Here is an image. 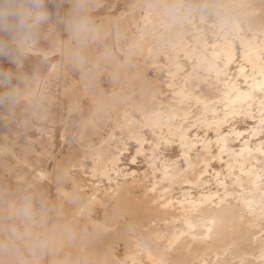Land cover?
I'll return each instance as SVG.
<instances>
[{
	"label": "bare ground",
	"instance_id": "bare-ground-1",
	"mask_svg": "<svg viewBox=\"0 0 264 264\" xmlns=\"http://www.w3.org/2000/svg\"><path fill=\"white\" fill-rule=\"evenodd\" d=\"M214 1L212 0L213 3ZM224 1L231 7L234 6L230 0ZM155 5L147 9L143 23H139L134 14L124 24L138 28L129 44L133 49L132 56L144 49L151 52L160 48L168 63L169 77L165 84L171 89L172 95L167 100H161L157 107L147 108L141 104L143 100L140 103L136 101L137 98L134 99L135 94L133 97L132 93L126 92L119 80L109 94L111 99L105 105L113 110H122L124 120H117L118 126H128L138 141L131 161L137 163L138 154H142L149 159L148 168L123 166L122 153L125 154L129 142L122 140L121 136L120 139H114L112 135L101 136L98 142H94L93 136L97 129L93 128L98 124L97 117L99 118L101 107L89 124L80 129V139L84 146L79 149L80 154H77L78 149L74 146H70L61 157L54 154L53 148L57 145L56 129H40L39 137L29 135L27 142H20L21 154H17L6 138L0 144V157L4 154L11 155L15 159L13 168L17 164L26 166V172L38 179L41 173L49 174V178L52 173L55 176L58 170L67 172L68 167L83 169L84 159L89 154L93 163L87 173L88 177L78 173L81 170L68 171L72 180L71 185L65 188H78L85 197L82 207L84 215L91 211L94 219L104 222L103 235L90 249L94 264H128L121 261L116 253L115 243L118 240L124 241L125 257L133 261V264H189L191 259H198V264H264V235L258 233L255 238V234H250V228L264 225V135L250 139V135L255 136L264 127V114L261 113H264V34L248 35L244 30L247 25L244 27L241 18H232L230 14V18L220 19L219 31L215 28L219 32L218 38L214 36V39H210L208 25L213 21L211 15L190 14L180 24V38L169 40L155 27L162 23ZM259 17L253 11L244 15L245 22ZM107 21L108 19L102 22L106 24ZM187 30H194L191 32L192 39L187 35ZM217 32L214 33L218 34ZM58 36L59 33L56 32V39L60 37ZM53 38L55 36L52 37L50 31L46 39ZM38 51L44 53L46 50L39 46L32 50ZM46 52L51 54L54 51ZM157 55L152 59L156 68L160 61ZM181 55L190 61V69L180 59ZM126 65L119 66L127 77L129 73ZM234 65L236 68L233 71ZM59 66V62L54 61L47 76L56 75ZM141 69L144 68L141 66ZM156 79L155 83H158L159 80ZM37 81L38 78L34 85ZM127 82L125 86L128 87L130 82ZM153 88L151 90L154 94L163 93L160 85L156 84ZM102 89L99 84L93 90L86 89L85 85L78 89L75 83H71L66 93L75 102L79 94L89 92L98 96ZM255 107H258L261 114L254 113ZM135 109L140 112V117L134 114ZM245 116L258 121L251 125L248 135L244 134L248 127L236 126L237 119ZM229 120L233 121L226 130L224 126ZM195 126L203 127L206 134L209 130L215 131V139L201 134L198 129H194ZM144 127L150 128V136ZM65 132L63 129L64 140ZM121 135L123 137L122 133ZM240 137V147H236L235 141ZM173 141L180 145L181 160L160 154L161 144ZM92 145H96L93 155L89 151V146ZM49 155L54 160L53 171L47 166L46 169L38 166L44 164ZM31 157L33 159L29 161ZM213 158L219 159L218 162L220 159L225 161V173L221 170L222 165L219 166L221 171L213 165ZM210 168L214 169L213 179H216L217 188L208 186L200 189L198 195L195 194L193 186L198 188L211 180L207 176L211 173ZM95 176L105 177L109 184L100 185L98 181L96 184L91 179ZM185 183L190 186H184ZM176 185L181 189L179 195L174 194ZM155 215L173 226L174 231L164 234L157 233L158 230L152 228L144 232ZM245 225L249 228L246 231ZM141 232L153 233L154 236L137 258L131 249ZM249 242L257 247L258 254L256 252L251 255L252 252L244 251Z\"/></svg>",
	"mask_w": 264,
	"mask_h": 264
},
{
	"label": "clouds",
	"instance_id": "clouds-1",
	"mask_svg": "<svg viewBox=\"0 0 264 264\" xmlns=\"http://www.w3.org/2000/svg\"><path fill=\"white\" fill-rule=\"evenodd\" d=\"M49 3L70 7L58 17L63 26L61 62L76 71L86 89L113 69L130 63L133 49L123 44L119 27H110L96 15L98 0H0V57H8L15 71L0 68V114L23 117L21 126H32L39 112L43 124L51 116V97L34 88L36 73L22 72L42 32L52 23ZM155 8L162 23L155 25L169 40H178L180 24L190 14L212 15L214 3L198 0H159ZM43 56L47 58L48 52ZM15 81V83L13 82ZM37 99L40 104L37 105ZM15 186L0 183V264H94L92 244L103 235L104 222L77 213L85 197L72 177L58 170L54 183L61 194L54 197L45 187L47 173Z\"/></svg>",
	"mask_w": 264,
	"mask_h": 264
},
{
	"label": "rangeland",
	"instance_id": "rangeland-1",
	"mask_svg": "<svg viewBox=\"0 0 264 264\" xmlns=\"http://www.w3.org/2000/svg\"><path fill=\"white\" fill-rule=\"evenodd\" d=\"M158 2H159V0H98V10H97L96 15L101 21L108 19L106 25L113 27V28L119 27V29L121 31L122 43L129 45V44H131L132 38L137 33L138 28L135 25L127 27V26H125L124 22L128 19V17H131L132 15L135 14L137 21L139 23H143V18H144V15H145L147 9L151 6H153L154 4H157ZM198 2L199 3H202V2L213 3L212 0H210V1L198 0ZM214 2H215L214 4H216V2H217V4H216L217 11H214V12H216V14L213 13L211 15V20H213V21H212V23H210L208 25L209 26L208 37L210 39L218 38L219 32H217V30L220 29L218 27L220 19L222 21L227 17L228 18L237 17L239 19L241 18L242 21L241 20L240 21L242 22L243 26L245 27L247 25V27H245L244 30L246 31V33L248 35H255L256 34L258 36H261V34H262V36H263V34H264V0H250V1L249 0H230V3L234 4L233 7H231L230 4L226 3L224 0H215ZM218 4H219V6H218ZM69 7H70V5H68V4H63L62 6H59V7L55 3H49L48 4V8H49L50 12L52 13V23H50L48 25V27L43 31L42 36L40 37V42H39L38 46L41 47L43 50L54 51V52H52L51 54H49V56L47 58H45L43 56L42 51H38V52H32L31 51L30 58L25 61L23 67L20 69V71H22V72H26L29 74L35 72L37 74L35 79L38 78V81L35 83L34 88L41 91V92L46 91L50 95V97H51V116L48 118V120L46 122H44L43 124H40L39 115H42L43 113L39 112V109H38V115L35 118L30 117L33 125L29 126L28 128H25V127L21 126V121H22L23 117L20 115L19 112L15 116L8 115V114H0V144L2 142H4V140L6 138H8V139H6V141L10 145H13L12 147L15 149L17 154H21L22 153L21 144L27 142L29 135H32V137H36V136L39 137L41 135L40 129H56L57 145L53 148V153L57 154L59 157H61L67 153L70 146H74L76 149H78L77 154H80L79 149H82L84 147L82 145V141L80 139V129L83 128V125L89 124V122L92 120V116L95 115L97 113V111H99L97 109L101 107L102 110H100L98 112L99 118L97 117L98 124L95 128H93V129H97V133L94 134V136H93L94 142L95 143L98 142V140L101 138V136L108 137L109 135H112V138H114V139L115 138L120 139L119 137L121 136L122 140H126L129 142L128 149L125 150V154L122 153V156H124V159H123L124 165L123 164L122 165L124 167H126V166L127 167H129V166L135 167L136 166V167H141V168H148L149 167V165H148L149 159L142 154H138V158H137L138 162L137 163H132V161H131L132 156L135 153L138 141L135 139L136 138V136L134 135L135 133L128 126H125V125L124 126H120V125L118 126L117 120H119V119H120L119 121L124 120V117L122 116V110L120 108L119 109L116 108V110H113V109L108 107L109 105L108 106H105V105H107L106 104L107 101H109L111 99V96L109 94H110L111 90L115 87L116 83L119 82V80L122 81V85L124 87V90L128 93H132L133 97L136 95L134 97V99H136V98L138 99V100L136 99V101L141 103L143 100V103H141V104L145 105L147 108H149V107L151 108L152 106L157 107L158 103L161 100H167L170 97V95H172L171 89L167 86V84H165L166 81L168 80V77H169V75L167 74L168 73L167 60L164 57L163 53L161 52L160 48H158V47L154 51H151V52H148L147 50L144 49L141 52L134 54L132 56V58L130 59V63H128L125 66L126 70H128L129 76L126 77V75L123 73V70H121L120 66H117L112 70L113 74L115 76L114 81L112 79H110L107 74L98 81L97 84H99L103 87L102 92L98 96L90 94L89 92H87L85 94H79L78 98L76 99L75 102L71 101L68 98L69 97L68 94L66 93V89L69 87V85L71 83H75L76 87H78V89H79V88H82L85 84L82 81L80 75L76 71H74L66 63L61 62V35L63 37L65 34L62 31L63 26L58 23V17L62 16ZM252 11H253V14L260 15V17L258 19L250 20V22L247 21L248 23L245 22L246 20L244 18V15H246L247 13H252ZM228 15H230V17ZM232 15H235V16H232ZM212 24H214V26ZM52 28H53V30H52ZM215 28L217 30H215ZM50 31H51V36L52 37L55 36V38L46 39V36L48 34H50ZM193 31L194 30H189L187 32V35L189 37L191 36L190 37L191 39L193 38L192 34H191V32L193 33ZM56 32H58L59 36H60V37L58 36L59 38H57V39H56ZM214 32H217L218 34H216ZM43 36H44V38H43ZM238 45H239L238 49H239V54H240L241 48H240L239 43H238ZM156 54H158L157 55L158 60L161 61V62L159 61V63H158V66H159L158 68H156L155 63L152 60L153 56ZM239 58H240V56H239ZM180 59L186 64V68L190 69V67H191V65H189L190 61L187 60L186 58H184L183 55L180 56ZM54 61L59 62V64H60L59 71L56 75H54L52 77H48L47 73H48V71H49V69H50V67ZM142 64H147V65L143 66ZM141 66L144 69H141ZM0 68H2L4 70H9V69H11L12 71L16 70L15 65H13L10 62L8 57H0ZM235 68H236V65L233 66V71L235 70ZM156 69H158V70H156ZM143 73H144V75H143ZM155 79L159 80V81H157L158 83H155L156 82ZM127 81L130 82V84H129L130 86H128V87L125 86L128 83ZM13 82L15 83V81H13ZM154 83H155V85L158 84L161 86L163 93L154 94V91H153L154 90L153 87H155ZM96 85L91 87L90 89H92V90L95 89ZM151 88H153V90H151ZM132 90H133V92H132ZM144 90H145V92H144ZM150 90L153 92H151ZM148 93L150 96L148 95ZM152 94H154L153 99H151ZM143 95H144V98H143ZM155 95H156V97H155ZM149 97H150V99H149ZM144 99L145 100L149 99V101L146 102V101H144ZM150 100H151V102H150ZM36 103H37V105H39L41 102L39 99H37ZM254 113L257 115L261 114V113L264 114L263 112H261V113L258 112V107H255ZM134 114L137 117L141 116L140 112L137 111L136 109L134 110ZM257 118H258V116H257ZM232 121L233 120H229L228 123L224 126V128L226 130H228L230 128V124ZM254 122L258 123L256 118H252L251 116H245L244 118H238L237 119L236 126L238 125L240 128H247L248 127L249 129L247 128V130L244 132V134L248 135V133H249L248 131H250V129H252L251 125L255 124ZM263 123L264 122H262V124ZM137 128L139 129V127L136 126V129ZM63 129L66 130V132H65L66 140H64L62 137ZM86 129H89V128H86ZM127 129L129 132L127 131ZM143 129H145L148 136H150V132L148 130L150 128L144 127ZM194 129H196V130L198 129L199 132H201V134L211 136V137H213V139H215L214 138L215 137L214 135H216L215 131L213 132L212 130H209L208 133L206 134V132L203 130V127H201V126H195ZM262 129H263V131H260V133H257L255 136H253V134L250 135L251 136L250 139H257V137L263 136L264 135V127H262ZM121 133L123 134V137H122ZM18 135H19V137H18ZM242 136H243V134H242ZM241 137L235 141L236 147H238V146L240 147ZM20 142H21V144H20ZM92 147H93V145L89 146V151L93 155V153L95 152L96 145H94V147H93L94 149ZM215 149H216V146H215ZM160 150H161V153H160L161 155L166 154L167 156H171V157L177 158L179 160H181V158H182V152H181L180 145L176 141H173V142H170L167 144L166 143L161 144ZM50 156L51 155H49L46 158V160L44 161V164H40L38 166L40 168H44V169H46V166H47L51 171H53L54 160H53V157H50ZM130 156H131V159H130ZM32 159H33V157L29 158V161H31ZM218 160H217V158H213V160H212L213 165L219 170H220L219 166L222 165V166H220L221 168H223L221 170H222V172L225 173L227 171V168L225 167V166H227V164L224 163L225 161L223 159H220L219 162H218ZM84 162H85V166L83 169H80L78 167H75V168L68 167L67 172L68 171L78 172L79 170H81L78 173H82L83 177H85V178L88 177L87 173H89L90 168H91L92 163H93L92 158L89 157V154L86 155ZM147 162H148V164H147ZM10 163H11V165H10ZM14 164H15V159L11 155L9 156L8 154H4V155H2V157H0V183H6L10 186H15V183L18 184L25 179H35V178H33L32 173L26 172L27 171L26 166H22L21 164H17L13 168ZM87 168H88V170H87ZM82 170H84L86 173L85 172L83 173ZM210 171H211V173H209V174L207 173L208 174L207 176L209 177V179H211V180H209V183H206L204 186H198V188H197V186L192 187V190L195 194L198 195L200 189L201 190L203 188L206 189V188H208V186H211L212 188H215V187L217 188L216 179H213L214 169L210 168ZM209 175L211 176V178ZM101 178H102L101 176H98V177L95 176L91 179L93 181H96L95 182L96 184H97V181L100 183V185L101 184H109V182L107 181V179L105 177H103L102 179ZM53 181H54V174L52 173L50 175V177L47 179L45 187L48 189V191L54 197H56L58 194H61V191H60V189L57 188V186L55 185V183ZM85 183H86V181H85ZM148 183L149 182H147V185H148ZM87 184H90V183L87 182ZM70 185L71 184L69 183L65 186H70ZM183 185L184 186H190L189 184H186V183ZM179 188H180L179 185H176V188H175L176 190H174L175 195L180 194L181 189H179ZM179 190H180V192H179ZM84 211L85 210L82 208L81 211L78 212L77 214L78 215L84 214ZM100 217H102V214ZM151 219H150L149 223L147 224V226L144 228V232L148 231L152 228H156L158 230L157 233H164V234H168V233H170V231L171 232L174 231L173 226L168 224V222H165L164 220L159 219L156 215L153 216ZM166 223L169 227H167ZM245 227H244V230L249 229L246 225H245ZM263 227H264V225H263ZM263 227L256 226V227L250 228L251 229L250 234H255V238L257 237L258 233H259L258 235H264V228ZM257 230H260V231L257 233H253ZM144 232H141L139 234V236L135 239L133 246H132V249H131V252H133L134 256H136L137 258H138V255H140L149 246V242H152L151 239L154 236L153 233L146 234ZM117 243H115V249H116L117 255L120 256L119 258H121V261L128 263V264H133V261H129L128 257H125L126 253L124 251V249H125L124 248V241L118 240ZM251 244L252 243L249 242V244L245 246L244 251H247V252L249 251L250 253L252 252L251 255H253V254L255 255L256 252L258 254V250L256 249L257 247H255L254 244H252V246H251ZM230 246H232V245H230ZM250 246H251V248H250ZM248 249H250V250H248ZM252 250L255 252H253ZM239 251L241 253L243 252L241 250H239ZM236 253L238 254L239 252H236ZM241 253H239V255ZM209 256L211 257L212 254H210ZM197 260L198 259H196V260L191 259V260H189V264H193V263L198 264ZM190 262H193V263H190Z\"/></svg>",
	"mask_w": 264,
	"mask_h": 264
}]
</instances>
